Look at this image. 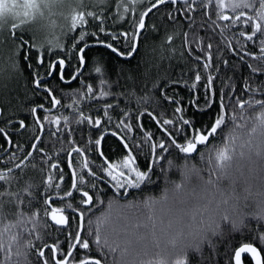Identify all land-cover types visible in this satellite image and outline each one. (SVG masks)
I'll list each match as a JSON object with an SVG mask.
<instances>
[{
	"label": "snow or ice",
	"instance_id": "6c2138e0",
	"mask_svg": "<svg viewBox=\"0 0 264 264\" xmlns=\"http://www.w3.org/2000/svg\"><path fill=\"white\" fill-rule=\"evenodd\" d=\"M64 0H22V3H16V0H0V33L3 32V22L11 15L17 22L11 25L13 31L9 36V39L15 45V55L17 60L14 62V67H18L19 60L22 59L24 65L31 76L30 83L33 85L32 91L35 96H43V102L33 103L28 106L27 111L32 117L33 123L39 126L40 131H44L45 124L54 125L55 131L49 130L48 135L51 137H56L59 140V133H61L62 128L75 123L76 125H84L80 129L81 139L83 141L84 136L87 135L89 139L87 140L84 147H72L70 151L66 154L67 168L71 169L69 180H65L64 168L58 163H51L50 167L55 169V175H49L45 181L49 192L45 194L43 199L37 200L34 193L31 192L33 187L31 184L25 190L29 193L30 198L25 201L20 198V193H14L8 190L6 185L10 184L9 173H0V218H2L4 205L8 202H16L17 205H23L29 210L42 209L43 217L50 219L51 224L44 221L41 225L45 229H51L53 226L57 228L58 231L62 233H67L66 241L68 243V248L65 249L61 247L55 240L52 244L45 242L44 245L37 247L35 249V255L38 257L40 264H152L151 260H144L143 257L148 256L150 247L159 248L161 238L157 236L155 228L156 222L151 216L148 217L152 220L153 231L150 233L151 240L148 236L136 231H129L127 226L119 230L113 229L112 233H106L102 235L101 228L104 223L108 221L110 210L112 207L118 203L117 198L121 196H130L131 193L128 189H146L149 185L155 183L153 177L156 173V166L159 165L161 170L163 166L160 165L161 160L167 159L169 168L176 167L175 163L168 159V156L172 154L169 149L173 151L178 150L179 153L184 154L185 164L183 166V173L185 179H187V174L189 171H198L193 165L191 169L188 167V159L192 158L194 153L200 155L201 160L205 159L204 152H200L198 146L205 147V152L207 153V160L209 164H213L214 168L210 173V178L206 181L207 185H215V181L211 179V175H215L217 180L223 179L229 175L230 170L233 167L234 160L237 156V147L241 149L239 152V158H245V151L243 149L247 148L248 153L255 152L257 157H260L264 161V98H255L257 94L264 97V0H215L214 7L212 9L213 14L216 19L212 20L211 23L220 27L217 21L230 22L224 25L225 28L231 29L236 26L239 22L244 30L239 31V36L248 44V50L244 51L241 55L239 51L234 50L233 56L240 55L239 63H242L249 69V75L243 78V84L245 87L242 92L250 93V97L247 101H241L238 97L240 93H237L236 97L230 95V92L234 91L229 87V91H221L215 88V81L218 77L213 75H207L206 79L202 77L199 71L194 72L195 83H188L186 79L171 80L170 83L173 86H178L180 84H185L189 90L196 89L197 85L203 79L204 93V104L201 107L198 100L189 99V103L195 105L196 108L203 111L205 108L211 109L214 105H218V110L215 115L211 118V122L205 123L202 127L197 128L191 123L189 119H186L183 115L177 116L175 120L171 118H163L158 120L157 115L150 111L138 112L135 117L127 115V108H120V100L123 93L111 91V82L107 80L105 74L102 72L101 67H95L94 71L98 74L99 83L101 86L107 84L108 87L96 94L92 84H85V81L81 79L87 71L86 68V50L92 46V44L87 39V36L94 37V43L101 45L106 49H110L112 53L116 54L118 57H122L126 60L134 57L138 50L139 38L142 36L143 30L146 29L145 17H148L153 9L157 11L160 10L161 6L172 5L175 12L180 13L183 16H187V12L183 11L178 5L187 6L191 10L192 3L195 0H150V4L146 10L139 11L131 20L132 31L119 30L115 28L109 33L104 27V22L109 18L107 16L101 17L93 11H76L70 16V23L68 31L64 33L68 36V44L62 43L59 38L55 43L49 40L47 41V47L35 43V38H28L24 35L25 25L36 22L38 19L42 20L45 17V10L51 12V8L55 5L62 4ZM82 3L83 0H80ZM99 4L106 5L108 0H97ZM138 3H143V0H127V4L136 5ZM208 4H213V0H208ZM258 4V7H257ZM118 8H122L123 13H129L130 10L135 12V7L129 8L125 0H120L117 5ZM17 8L22 9V11H15ZM234 14H226L228 10ZM247 9L248 12H245ZM91 18V22L87 19ZM168 18L173 21V23L178 22L177 16L173 11L168 12ZM116 20H124L123 14L117 16ZM113 21V23L116 22ZM99 21V23H96ZM204 21L198 27L204 26ZM52 25H55V21H52ZM88 27H85V26ZM95 26L97 30L89 31V28ZM195 25V20L190 19L189 27ZM74 35H71L73 34ZM101 33H104V37H101ZM187 36V34H185ZM172 37L168 36L167 41L170 43ZM195 39L206 40L204 48L201 49V53H210V50L215 46L219 49L221 44L224 46L231 47L227 44L225 40L217 41L215 36L211 33H206L204 37H200L195 34ZM4 42V38L0 35V43ZM122 44L123 47H118ZM255 46L258 49V54H253L252 47ZM243 47V46H242ZM41 49H44L42 52ZM59 49L57 52L56 50ZM190 54H194V59L197 68H202L204 70L212 69V71H221L218 66L222 64L228 69L233 76L227 77L229 80L233 79L236 74V66L231 60L215 61L214 56L207 54L206 58L202 54H196V50L192 49ZM219 52H217V55ZM250 57V59H246ZM255 62V63H253ZM73 71L66 74V69L72 67ZM19 70V69H18ZM227 76V73H225ZM53 77H58L61 83L71 84L73 81H79L82 88L86 90L83 92L77 91L73 94H65L69 102L64 103L62 100L64 98L57 96L56 89L49 86V83ZM167 83V81H166ZM154 87L159 91L163 98V101L168 103L169 108L174 107V114L181 113L187 109L183 106H179V101L176 97L170 96L165 90L164 85H154ZM84 96L88 100L86 107L89 111L96 109V114L98 115L102 110L103 116L107 117V120H102L96 118V115L87 116L84 114V110L80 108H74L80 101V97ZM112 96L115 100L105 101L104 104L100 105L97 103H92L93 101L104 100L105 97ZM147 99V98H145ZM228 101L232 103L229 104ZM245 103H247L248 108L258 109V114L253 117V126L250 131L246 133L249 137L246 140L241 141V137L238 134V129H243L246 127L244 124L238 122V117L233 114L229 115V110L235 111L239 108L241 112L245 110ZM63 109L68 108L72 111L71 116L68 114L60 116L52 115L54 109L57 107ZM163 107V104H161ZM112 113L119 110L120 115H124L125 119L120 120L116 124V128L120 129L123 126L128 132H131L133 128L143 129V123L138 122L136 124H129L128 119L139 120V118L147 115L153 121H156L159 125L158 131L161 132V140L156 143H149L155 139L153 133L147 130L143 131L144 144L149 147V155L146 157L148 159V165L141 169L137 166L136 161L139 156L144 153V146L132 140L131 137H125L121 135L118 131H112L110 134L113 137H117L120 144L126 153L124 154L123 161L121 165H116L110 162L109 158L105 157L103 151L98 149L101 146L102 141L105 139L107 132V124L112 120ZM43 113V115H41ZM3 115V110L0 109V116ZM240 120L244 117L240 116ZM63 120V123H62ZM5 123H11V121H5ZM231 124V127H229ZM93 131L89 132L88 129ZM260 130L259 135L262 138L260 143L253 147L252 136ZM18 130L26 131L27 125L23 119L18 121ZM77 132V128H71L70 132L64 134V140L72 143L70 136L72 133ZM0 135L3 136L6 144L0 145V151L5 150L6 145L13 144L8 132L5 128L0 126ZM184 141L180 142V139ZM131 140V146L129 141ZM219 140V143L216 141ZM238 141H241L237 144ZM43 144V140L40 136H34L33 142L30 145L31 150L26 152V157H33V154H41L45 152L44 147H40ZM88 145H92L91 151L98 153L101 158L97 167L93 168L90 165L89 158L87 156ZM159 149L160 151H157ZM75 153V155H73ZM135 153V154H134ZM168 154V156L165 155ZM78 157H83L81 169H86L83 174L76 170V160ZM51 160V156L47 157ZM251 161V156H248ZM47 162V161H46ZM253 163H255L253 161ZM17 168L21 165L17 164ZM35 167V165H33ZM261 170H264V163L260 165ZM254 171V169H250ZM99 173L111 178L114 182L112 187L114 189V196L111 200L107 201V207L109 213H105L102 217H97L96 221L91 219L87 222V227H85V216L84 209H81L79 215L77 216V209L83 205L88 208L94 204V196L100 190L97 187V182L102 179ZM57 179L60 183L53 184V180ZM174 183V193L179 194L183 191V182ZM61 184L64 185L61 188ZM58 190V196L53 197L51 195L52 189ZM89 188L93 189L92 193L89 192ZM121 189L124 191L122 192ZM264 196V193H260ZM8 197L10 200H5ZM79 200V203L77 202ZM164 200L168 199L167 190L163 196ZM105 201H99L103 204ZM141 203L145 208H151L157 201L149 199L143 202L129 201L121 207H140ZM204 204L201 207L194 208L190 215V222L184 224L182 227L177 228L171 234L168 233L166 229H161L163 236L167 237L166 244L171 246L172 249L180 247L181 258L177 259L176 264H186V258L189 252L195 254L200 264H203L206 259L204 255V246L207 244L210 249H212V254L216 250V242L213 237H223L222 224L227 223L230 225V231H239L241 228L248 227L245 223L244 217H239L238 219H231L229 215H220L218 210L210 209L209 204ZM223 203L227 204L228 201L224 200ZM59 205V206H53ZM70 210L69 214L66 212ZM207 214V215H205ZM24 212L18 213V218L23 217ZM40 215V212L30 211L29 223H34L35 218ZM257 220V227L259 229L257 234V239L264 242V229L259 228L261 221H264V213L259 214L255 217ZM70 220H76L77 224L75 230L70 231L72 225ZM23 223V220H20ZM12 224L11 227H15ZM142 225L137 224L136 227L139 228ZM146 227V225H143ZM171 222L168 228H171ZM35 227L30 229L29 232L35 231ZM9 231V226H5L3 229L4 233ZM123 232V238L120 239V233ZM50 234V233H46ZM2 235V234H0ZM11 241L19 243V234L12 235L10 237ZM39 239V237H37ZM35 247L31 240L27 241L25 244L26 249H31ZM98 251V256H91L90 253L93 250ZM47 250V255H46ZM262 251L257 246L252 243H243L241 246L234 250V255L230 258L234 261V264H243L244 261L250 260L253 264H264V256H262ZM0 253L3 254L4 259L0 260V264H13L12 261V244L9 243L7 247L2 239H0ZM81 255L85 258L81 259ZM16 260L14 264H29L27 261L28 252L20 251L19 249L15 252ZM23 257V260L21 259ZM129 257L132 259L129 260ZM111 258V259H110ZM211 260V254L208 257Z\"/></svg>",
	"mask_w": 264,
	"mask_h": 264
},
{
	"label": "trees",
	"instance_id": "16d2710c",
	"mask_svg": "<svg viewBox=\"0 0 264 264\" xmlns=\"http://www.w3.org/2000/svg\"><path fill=\"white\" fill-rule=\"evenodd\" d=\"M127 0H125L126 3ZM120 0H114L109 5H101L100 8H95L93 12L100 14L103 18L104 16L109 17L104 22V27L110 33L113 28L117 31L128 30L132 31L131 20L138 15L139 11L146 10L150 4V0H143V3H138L132 5L135 7L136 11L129 13H123L122 8H118L117 5ZM215 0L213 4H208V0H195L192 3L191 10L184 5H178L183 11L187 12V16H183L175 9L172 5L161 6L160 10L156 9L148 16L146 20V29L143 31L142 36L139 40V47L137 53L131 60H123L116 54L112 53L111 50L104 47H94L86 50V68L84 76L81 77L85 81V84H92L96 94L99 95L101 90L108 87L107 84L101 86L98 79V74L95 73V67H101L102 72L105 74L108 81L111 82V91L123 93L120 100V108H127V115L135 117L138 112H143L145 110L153 112L157 115V119L171 118L176 119L177 116L183 115L186 119H189L195 127L200 128L205 123L211 122V118L215 115L218 110V105H214L211 109L205 108L203 111L196 108L195 105L189 103V99L198 100L201 107L204 104V93L201 84H203V79L200 84L197 85L199 92L196 89L189 90L185 84H180L178 86H173L171 80L186 79L188 83H195L194 72L199 71L203 78L206 79L207 75H213L218 77L215 81V88L221 91H229V87L234 89L230 92L233 97L240 93L239 99L241 101H247L250 97V93L242 92L245 87L243 84V78L249 75V69L244 66L240 61V55L233 56V51H239L242 55L244 51L248 50V44L250 42H245L242 37L239 36V31L244 30L243 26L237 22L236 26L231 29L225 28L224 25L230 22L217 21L216 25L211 23L216 17L213 14ZM258 7V4H257ZM173 11L178 18L177 23H173L168 18V12ZM248 12L247 9H244ZM123 14L124 20H116L117 16ZM226 14L233 15L229 9ZM91 22V18H87ZM190 19L195 20V25L189 27ZM116 20L115 23L113 21ZM204 21L203 27H198L201 22ZM96 23H99L97 21ZM85 27H88L87 25ZM69 28V27H68ZM66 28V29H68ZM97 30L93 25L89 28V31ZM206 33H211L215 36L217 41L225 40V42L231 47H225L221 44L219 49L215 46L210 50V53H201V49L204 48L207 43L206 40L195 39V34L200 37H204ZM187 34V36H185ZM60 35V36H58ZM64 32L62 34H56L50 39L55 43L57 39L68 44V36L65 37ZM71 35H74L71 34ZM104 33H101V37H104ZM171 36V42L167 41V37ZM32 38L34 36H26ZM64 37V38H63ZM87 39L91 44H95L94 37L87 36ZM37 45L43 44L45 47L47 45L43 40L35 39ZM243 46V47H242ZM15 47V46H14ZM13 47V48H14ZM118 47H123L122 44ZM12 48V49H13ZM192 49L196 50V54H202L205 56L211 54L214 56L215 61L231 60L236 66V74L233 79L229 80L227 77L233 76L231 72L228 71L226 67L222 64L218 65L221 71H212V69L204 70L202 66L197 68L194 59V54H190ZM15 51V49H14ZM43 52L44 49H41ZM57 52L59 49L56 50ZM253 54H258V49L255 46L252 47ZM217 52L219 54L217 55ZM250 59V57H246ZM17 60L16 55L12 59V66ZM255 63V62H253ZM69 67L66 69V74L71 73L73 68ZM19 69V70H18ZM7 81H5V87L0 89V108L3 110V115L0 117V126L4 127L6 132L9 133L13 144H8L5 150L0 151V173L8 172L9 169L12 171L9 173L10 184L6 185L8 190L14 193H20V198L27 201L30 196L27 191L28 185L31 184V192L37 197V200L43 199L45 194L49 192L48 187L45 184L47 177L55 175L56 170L50 167L51 163H58L64 168L65 180H69L71 169L67 168V161L65 159L68 151L72 147H84L89 137L84 136L82 141L80 129L84 125H76L75 123L62 128L61 133H59V140L56 137H51L48 135L49 130L55 131L54 125L45 124L44 131H40L39 126L33 123L32 117L29 115L27 108L33 103L43 102V96H35L33 94V85L30 83L31 76L29 75L24 62L22 59L19 60L18 67H12V70H8ZM227 73V76L225 75ZM56 78V77H55ZM167 81V83H166ZM154 85H164L165 90L170 96H174L179 101V106L185 107L187 110L181 113L174 114V107L169 108L168 103L163 101L162 96L159 91L154 87ZM49 86L56 89V94L59 97L64 98L62 102H69L65 94H75L77 91L83 92L86 89L82 88L79 81H74L71 84H63L57 79L50 81ZM147 98V99H145ZM257 99H261L259 94L256 95ZM115 100L112 96L105 97L104 100L99 102L93 101L92 103L104 104L105 101ZM231 104V101H228ZM88 100L86 97L81 96L79 104L74 106V108H80L84 110V114L87 116L96 115V118L102 120H107V117L103 116L102 110L97 115L96 109L89 111L86 105ZM163 104V107H161ZM112 120L107 124V132L105 139L102 141L99 151L105 153V157L109 158L110 162L116 165H121L123 161L126 149L122 147L120 141L117 137H113L110 133L112 131H118L121 135L125 137H131L137 143L144 146V153H142L136 161V164L141 169L148 165L149 147L144 144L143 131L147 130L155 135V139L149 143H156L161 140V132L158 131L159 125L156 121L151 120L145 116L139 118V120L128 119L129 124H136L138 122L143 123V129L133 128L131 132L121 126L120 129L116 128V124L120 120L125 119L124 115H120L119 110L112 113ZM55 116L62 117L65 114L71 116L72 111L68 108H59L53 110L51 113ZM229 115L235 114L238 117V122L244 124L246 127L243 129H238V134L241 137V141L248 139L246 135L253 126V117L258 114V109H250L245 103V110L241 112L239 108L235 111L229 110ZM43 115V113H41ZM243 116L244 119L240 120L239 117ZM23 119L27 125L26 131L18 130V121ZM5 121H11V123H5ZM63 123V120H62ZM231 127V124H229ZM71 128H77V132L72 133L70 140L72 143L64 140V134L70 132ZM89 132L93 131L88 129ZM260 130L253 134L252 142L253 147L260 143L262 139L259 135ZM42 134V136H41ZM41 136L43 144L40 147L45 148V152L41 154H33V157H29L26 162H24L26 157V152L30 151V145L33 142L34 136ZM241 141H238L239 144ZM180 142H184L182 138ZM219 143V140L216 141ZM6 142L2 135H0V145H5ZM131 146V140L129 141ZM92 145H88L87 156L91 167L95 168L100 162V157L98 153L91 151ZM207 146H198L200 152H204L205 159L201 160L199 154H195L192 158H189L187 163L189 169L195 166L198 171H189L187 174V179H185L183 173V166L185 164L184 154L179 153L178 150L173 151L169 149L172 154L168 156L176 167L169 168L167 159L161 160L160 165L163 166V170L159 165L156 166V175L153 177L155 183L149 185L148 188L140 189H128L131 193L130 196H121L117 198L118 203L115 204L110 210V215L108 221L102 225L101 232L102 235L106 233H112L113 229L119 230L127 226L128 230L136 231L148 236L151 240L150 233L153 231L152 220L148 217L151 216L156 222V234L161 238L160 247H150L149 254L143 257L144 260H151L152 264H176L177 259L181 258L180 247L172 249L171 246L166 244L167 237L163 236L161 229H166L169 234L174 232L177 228L182 227L184 224L189 223L190 213L194 208L201 207L204 204H209L210 209H216L219 206V214H227L231 219H238L239 217L245 218V223L248 227L241 228L239 231H230V225L227 223L222 224L223 237H213L216 242L215 253L212 254V249L206 244L204 246V255L206 259L203 264H230V258L234 255V250L241 246L243 243H252L260 249H264V242L257 239L258 227L257 220L255 219L261 213H264V196L260 193H264V170H261L260 165L264 163L260 157L255 155V152L248 153L247 148L243 149L246 155L245 158H239V152L241 149L237 147V156L234 160L232 169L229 175L223 179L217 180L215 175H211V179L215 181V185H207L206 181L210 178V173L214 168L213 164H209L207 160V153L204 151ZM157 151H160L157 149ZM135 154V153H134ZM75 155V153H73ZM251 156V161L248 156ZM51 156V160L47 157ZM47 161V162H46ZM83 157H78L76 160V170L83 174L86 169H81ZM253 161L255 163H253ZM24 162V163H23ZM20 164L21 167L17 168L16 165ZM35 165V167H33ZM254 169V171H250ZM102 179L97 182V187L99 192L94 196V204L88 208L83 205L77 209L76 215H79L81 209H84L85 216V227H87V222L89 219L96 221L97 217H102L105 213H109L107 207V201L111 200L114 196V189L112 187L113 181L110 177L99 173ZM183 182V191L179 194L174 193V183ZM60 183L59 180L54 179L53 184ZM64 185L61 184V188ZM90 193L94 190L89 188ZM167 190L168 199L164 200L163 196ZM123 192L124 190L121 189ZM58 190L52 189L51 195L53 197L58 196ZM157 201L150 209L145 208L141 203L140 207H121V205L127 204L129 201L143 202L149 199ZM5 200H10V198L5 197ZM105 201L103 204L99 201ZM227 200L228 203H223ZM79 200L77 199V202ZM59 206V205H53ZM30 211L40 212L35 218L34 223H29ZM24 212L23 217L18 218V213ZM70 210L66 212L69 214ZM207 215V214H205ZM23 223H20V220ZM47 220L51 224L50 219L43 217L42 209L29 210L23 205H17L16 202H8L4 205V210L2 218H0V239L3 240L5 246L9 243L12 244V261L13 264L16 260L15 252L19 249L20 251H27V261L29 264H40L38 257L35 255V249L40 247L47 242L52 244L55 240L61 247L67 249L68 243L66 241L67 233H62L57 230L55 226L51 229H45L41 225ZM171 222L172 227L168 228ZM72 228L70 231L75 230L77 221L70 220ZM15 224V227H11ZM140 224L141 227L137 228L136 225ZM143 225H146L143 226ZM5 226H9V231L7 233L3 232ZM35 227V231L29 232L30 229ZM259 228L264 229V221H261ZM50 233V234H46ZM19 234V243L11 241L10 237L12 235ZM115 235L114 233H112ZM39 237V239H37ZM120 239L123 238V232L120 233ZM31 240L32 244L35 246L31 249H26L25 244L27 241ZM46 250V255H47ZM211 254V260L208 259ZM91 256H98V251L95 249L90 253ZM262 256H264V251H262ZM81 259L85 258L83 255ZM3 254L0 253V260H3ZM23 260V257H21ZM111 259V258H110ZM132 258L129 257V260ZM186 264H200L198 257L189 252L186 258ZM234 264V261H231ZM244 264H253V262L248 259L244 261Z\"/></svg>",
	"mask_w": 264,
	"mask_h": 264
},
{
	"label": "rangeland",
	"instance_id": "374dc122",
	"mask_svg": "<svg viewBox=\"0 0 264 264\" xmlns=\"http://www.w3.org/2000/svg\"><path fill=\"white\" fill-rule=\"evenodd\" d=\"M114 0H108L106 5H109ZM16 3H22V0H16ZM102 4H99L97 0H64L62 4L55 5L49 10H45L44 19H38L36 22L25 25V36H34L35 39L43 40L47 45L52 36L62 34L67 32L70 23V16L73 10L76 11H94L95 8H100ZM126 5L131 9L132 5ZM15 11H22V9L17 8ZM52 21H55V25H52ZM17 22L11 15L3 22V32L0 35L3 36L4 42L0 43V89L5 87V81H7L8 70H12V59L15 56V45L9 39L11 31V25ZM60 36V35H58ZM64 36V35H63ZM66 37V36H65ZM64 38V37H63ZM14 47V48H13ZM13 48V49H12ZM264 199V198H263Z\"/></svg>",
	"mask_w": 264,
	"mask_h": 264
},
{
	"label": "water",
	"instance_id": "95a60500",
	"mask_svg": "<svg viewBox=\"0 0 264 264\" xmlns=\"http://www.w3.org/2000/svg\"><path fill=\"white\" fill-rule=\"evenodd\" d=\"M154 10H155V9H153V11H154ZM150 14H151V13H150ZM150 14H149V15H150ZM147 18H148V17H145V21L147 20ZM224 22H225V21H224ZM143 31H144V30H143ZM142 33H143V32H142ZM139 40H140V38H139ZM94 47H103V46H101V45H97V44H92V46H91L90 48H94ZM138 47H139V45H138ZM88 49H89V48H88ZM109 50H110V49H109ZM136 53H137V52H136ZM134 56H135V55H134ZM120 58L123 59V60H126V59H124V58H122V57H120ZM131 59H132V58H131ZM131 59H128V60H131ZM73 82H74V81H73ZM0 109H1V108H0ZM54 110H55V109H54ZM0 117H1V116H0ZM41 136H42V134H41ZM41 136H40V137H41ZM195 154H196V153H194L193 155H195ZM28 158H29V157H27V159H26L24 162H26V161L28 160ZM24 162H23V163H24ZM249 259H250V258H249ZM243 264H244V262H243Z\"/></svg>",
	"mask_w": 264,
	"mask_h": 264
},
{
	"label": "flooded vegetation",
	"instance_id": "af4514ba",
	"mask_svg": "<svg viewBox=\"0 0 264 264\" xmlns=\"http://www.w3.org/2000/svg\"><path fill=\"white\" fill-rule=\"evenodd\" d=\"M53 79H57V80H59V78H58V77H56V78H55V77H53L51 80H53ZM63 84H65V83H63Z\"/></svg>",
	"mask_w": 264,
	"mask_h": 264
}]
</instances>
